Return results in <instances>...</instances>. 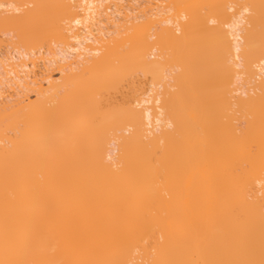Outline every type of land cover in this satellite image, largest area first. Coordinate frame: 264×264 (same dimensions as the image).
Segmentation results:
<instances>
[{"label":"bare ground","instance_id":"1","mask_svg":"<svg viewBox=\"0 0 264 264\" xmlns=\"http://www.w3.org/2000/svg\"><path fill=\"white\" fill-rule=\"evenodd\" d=\"M137 1L29 0L32 60L4 19L1 75L39 79L0 80V264H264V2Z\"/></svg>","mask_w":264,"mask_h":264},{"label":"rangeland","instance_id":"2","mask_svg":"<svg viewBox=\"0 0 264 264\" xmlns=\"http://www.w3.org/2000/svg\"><path fill=\"white\" fill-rule=\"evenodd\" d=\"M2 1H6V0H2ZM12 1H14V4H15V5L18 4V2L16 3L17 0H16V1H15V0H11V2H12ZM20 1H21V0H19V3H20ZM22 1H23V0H22ZM26 1H27V0H24V2H25L26 4H25L24 2H22V3H20L21 6H20V4L17 5V6H18V7H21V8H22V7H25L26 9H28L29 5H28V6H26V5L28 4V1H29V0H28L27 2H26ZM138 1H139V0H138ZM138 1H137V4H136L135 6H133V8H136V9H137V11L139 12V13H138V12H137V13H138L139 15H140L141 13L144 15V13H145L144 17H143V15L141 14V15H142V18H145V16H146L147 13H148L147 16H149L151 10H149L150 8L148 9V6L151 7V8H153L152 6L155 4V3H154L155 1H152V0H140V1H139L140 3H139ZM150 1H151V2H150ZM196 1H198V0H196ZM202 1H203V3H204V6H206V9H208V10H206L207 15H208V16H209V15H210V16H213V18H217L218 16L216 15V13L218 12V14H219V11H218V9H219L218 6H219V5L216 6V4H217V3L219 4L218 1H220V0H218V1H216V0H211V1H212V4H211V1H210V0H209V1H208V0H205V1L202 0ZM206 1H208V2H206ZM215 1H216V3H215ZM222 1H224V0H222ZM236 1H237V0H225L224 3L221 2V1H220V2L222 3V5H224L225 2L229 3V4L226 3L227 5H230V4L234 5V3H235ZM238 1H239L240 3H241V1H243V3L240 4L239 6L246 5V0H238ZM244 1H245V2H244ZM7 2H9V0H8ZM164 2H165V3H164L163 5L166 6V2H167V1H164ZM193 2H195V1L193 0ZM209 2H210V3H209ZM232 2H234V3H232ZM247 2H250V0H247ZM259 2H261V3L263 4L264 0H263V1H262V0H259ZM1 3H2V2H1ZM3 3H5V2H3ZM149 3H150V4H149ZM162 3H163V2H162ZM167 3H168V2H167ZM205 3H206V4H205ZM244 3H245V4H244ZM261 3L259 4V6L262 5ZM22 4H23L24 6H23ZM143 4H144V5H143ZM238 4H239V3L237 2V4L235 3L234 6H238ZM255 4H257L256 7H258V2H257L256 0H255ZM30 5H31V4H30ZM124 5L129 6L128 3H127V4H124ZM132 5H133V4H132ZM167 5H168V4H167ZM227 5H226V6H227ZM130 6H131V4H130ZM207 6H208L209 8H207ZM210 6H211V7H210ZM213 6H215V7L212 8ZM226 6H225V7H226ZM30 7H32V5H31ZM137 7H138V8H137ZM143 7H144V8H143ZM219 7H220V6H219ZM25 8H22V9H24V10H22V9L19 10V12L22 11L23 13H22V12H20V13L17 12L16 14L13 13V14H15V15H13V14H11L12 16L10 15V16L13 18V16H14V17H15L16 15L18 16V13H19V16H21L20 19H19V16H18V17L16 16L17 18L15 17V18H16L15 21H14V18H13V19L10 18L11 20L6 19V18H9V17H10L9 14H7V16L3 17L4 19L7 20V22L12 21V24H16V22L19 20V23H17L15 26L19 25L20 28L22 27L21 29H20L18 26H17V27L13 26L12 24L10 25L11 27H10L9 25H8V27H7V22H5L4 19H0V21H4V23H6V24H5V28L2 27L3 30H2V32H0V33H2V35H3V32H4V31H5V33H6V30H5V29H7V28H8L7 30L9 31V35H10L11 30H12V33H14L13 35H16V33H17L16 31H17V30H18V33H19L20 31H23V32H20V33H22V35H23V33H24V25H23V23H24V22H22V23H20V22H21L22 20L25 21V19H24L25 16H26V13H25L26 9H25ZM133 8H132V10H133ZM140 8H142V9L140 10ZM145 8H146V9H145ZM258 8H259V7H258ZM260 8H261V7H260ZM263 8H264V4H263ZM19 9H20V8H19ZM56 9H57V8H56ZM136 9H134V10H136ZM255 9H257V8H255ZM134 10H133V11H134ZM209 10H211V11H209ZM258 10H259V9H257V11H258ZM260 10H261V9H260ZM262 10H263V9H262ZM262 10H261V12H262ZM141 11H142V12H141ZM154 11H156V10H154ZM214 11H215V12H214ZM125 12H126V11H125ZM134 12H136V11H134ZM209 12H210V14H209ZM211 12H212L213 14H215V15L211 14ZM263 12H264V11H263ZM127 13H128V12H127ZM130 13H131V15H132L133 12H130ZM137 13H136V16H137ZM169 13H170V12H169ZM172 13H173V12H172ZM257 13H258V12H257ZM259 13H260V11H259ZM20 14H21V15H20ZM22 14H24L25 16L23 17ZM170 14H171V13H170ZM201 14H202V13H201ZM252 14H253V11H252ZM254 14H256V13H254ZM254 14H253V15H254ZM3 15H5V14H1L0 17L3 16ZM128 15H129V14H128ZM131 15H130V16H131ZM253 15H251V16H252L251 19L253 20V18H254V22H255V20H257L256 22L258 23V24H257V23L255 22L257 25H256V24H254V25H255V26H260V27H262V28H261V29H260V28H256L254 25H252V24L254 23V22H253V23H250L252 26H251V27L248 26V29L251 28L250 31L252 32V28H253V27L256 28V29L253 28L254 32H252L251 35H253V33H255L254 35H256V36L258 35V36L260 37V38L258 37V39H260V41H261V37L263 38L262 35L264 34V33H261V32H264V31H262V29L264 30V28H263L264 25L262 26V22H261V21L264 22V20L261 19V18H262L264 15L262 14V15H263V16H262L261 13H260L261 16H260L259 18H258L259 15H256L257 17H256V16L253 17ZM61 16H62V14H60V15L57 16V20H55L54 22L57 21L58 24L55 25V26L53 25L54 27L61 26V29H62V28H64V24H67V20H66V22H65V20H64V22H62L63 20L61 21V20L58 18V17H61ZM132 16H134V15H132ZM147 16H146V17H147ZM167 16H168V15H167ZM169 16H170V15H169ZM214 16H215V17H214ZM22 17H23V19H22ZM149 17H150V16H149ZM191 17H192V16H191ZM194 17H195V15H194L192 18H194ZM150 18H151V17H150ZM171 18H172V17H171ZM256 18H257V19H256ZM17 19H18V20H17ZM21 19H22V20H21ZM58 19H59V21H58ZM140 19H141V18H140ZM251 19H250V20H251ZM258 19L260 20V22H258V21H259ZM16 20H17V21H16ZM144 20H145L146 23H147V21H149V20H147V18L144 19ZM250 20H249V21H250ZM139 21H140V20H139ZM142 21H143V19H142ZM191 21H192V19L188 20L189 23H190ZM61 22H62V24H60ZM149 22H150V21H149ZM194 22H195V20H194ZM194 22H193V23H194ZM1 23H3V22H1ZM10 23H11V22H10ZM10 23H8V24H10ZM141 23H142V22H141ZM143 23H144V22H143ZM189 23H188V25H189ZM259 23H261V25H260ZM54 24H55V23H54ZM104 24H105V23H104ZM139 24H140V22H139ZM147 24H148V23H147ZM147 24H144V25H145V28H146V27H148V28L150 27V26L147 25ZM151 24H152V23H151ZM1 25H3V24H1ZM142 25H143V24H142ZM146 25H147V26H146ZM53 26H52V27H53ZM65 26H66V25H65ZM151 26H152V25H151ZM154 26H155V25H154ZM157 26H158V27H157ZM189 26H193V24L190 23ZM0 27H1V26H0ZM9 27L11 28V30L9 29ZM104 27H106V24L104 25ZM155 27H157L156 29L160 28L159 25H156ZM15 28H16V30H14ZM18 28H19V29H18ZM107 28H108V26H107ZM0 29H1V28H0ZM108 29H109V28H108ZM146 29H147V28H146ZM146 29L143 28L142 30H146ZM154 29H155V28H154ZM13 30H14V31H13ZM149 30H150V29H149ZM159 30H160V29H159ZM162 30H163V29H161V31H162ZM255 30H257V32H256ZM150 31H151V30H150ZM150 31H149V32H150ZM152 31H153V30H152ZM155 31H158V30H155ZM258 31H259V32H258ZM260 31H261V32H260ZM15 32H16V33H15ZM164 32H165V30H163V34H164ZM12 33H11V36H12ZM20 33H19V34H20ZM152 33H153V35H154L155 32H152ZM152 33H149V34H152ZM156 33H159V32H156ZM259 33H260V34H259ZM159 34H161V33H159ZM261 34H262V35H261ZM155 35H157V34H155ZM155 35H154V36H155ZM254 35L252 36L253 38H255ZM17 36H18V37H17ZM160 36H161V35H160ZM0 37H1V38H0L1 40H0V41H2V40L4 41L5 38L2 39L1 34H0ZM15 37L19 38V40H17V38H16V40H13L12 38H14V37H12V38L10 37V38H11L14 42H16V44L18 43L17 45L14 44L13 41H9V39H7V40L9 41V42H8L9 44H7V45L9 46V45L11 44V45H10V48H12V47H14V46L17 47V46H19V45H22V42H21V44H19L20 41H23L22 39H24L23 37H21V34H20V35L17 34ZM7 38H8V37H7ZM157 38H158V37H157ZM51 39H52V38H51ZM51 39H50V40H51ZM154 39H155V38H154ZM250 39L253 41V44H254L255 42H257V45H255V46H256L255 48L252 47V48H250V49H247L248 52H246V54L249 56V58H254V57H256L258 54L256 55V54L254 53L255 55H253V53H251V52H252V51L256 52V51L260 50L261 47H264V46H261L260 41H258L257 37H256V39H252V38H250ZM7 40H5L4 42L7 43ZM50 40H49V41H50ZM263 40H264V39H263ZM3 41H2V42H3ZM55 41H56V40L53 41V39H52L49 43L44 44L43 48H44L45 46H46V47H45L44 51H43V50H41V51H43V52H47V53H48L49 46L52 47V44H53V46H56V45H54V44H56ZM53 42H55V43H53ZM258 42H259V43H258ZM2 44H3V46H2ZM2 44H1V48H2V47H3V48H2V49L0 48L1 55H2V51H3V49L5 48L4 50H6V48H7V46H6L4 43H2ZM12 44H14V46H13ZM48 44H49V45H48ZM258 44H260V45H258ZM251 45H252V43H251ZM4 46H6V47H4ZM47 46H48V47H47ZM259 46H260V47H259ZM16 47H14V48H16ZM23 47H24V48H23ZM41 47H42V45H41ZM249 47H250V46H249ZM258 47H259V48H258ZM17 48H18V47H17ZM22 48H23L24 50H23ZM22 48L20 49V47H19V50H23V52H25V53H27V54L29 53V56H30V54H31V55H35V57H34V56H33V57L36 59V54H37V52L39 51V47H37V48L34 47V48H36V50H35L33 47H31V48L34 49V54H32V52H33L32 49H31L32 52H30V50H28V52H27V51H25V49L27 50V49H30V48H27V47L25 48V46H23V45H22ZM43 48H42V49H43ZM46 48H47V50H46ZM7 49H8V48H7ZM37 49H38V50H37ZM50 49L53 50V49H55V47L50 48ZM255 50H256V51H255ZM35 51H36V53H35ZM261 51H262V48H261ZM3 53H4V51H3ZM41 53H42V52H41ZM47 53H46V54H47ZM257 53L260 54V51H258ZM44 54H45V53H44ZM249 54H250V55H249ZM245 56H246V55H245ZM30 57H31V60L34 59V58H32V56H30ZM30 57H29L28 61H30ZM45 57H49V56H48V55H46V56L44 55V58H45ZM0 58H1V57H0ZM247 58H248V57H246V59H247ZM1 59H2V58H1ZM1 59H0V62L2 61ZM46 59H50V58H46ZM72 60H75V58L73 57L70 61L72 62ZM28 61H27V62H28ZM163 61H164V60H163ZM159 65H160V64H159ZM162 65H163V64H162ZM156 67H158V65H157ZM45 68H46V64H45ZM50 68L53 69L54 67H52V66H50L49 68L47 67V70L49 71L48 73H50V71H51ZM158 68H159V67H158ZM16 70H17V74L19 73L18 75L20 76V77H19V76H17V77L20 78L21 81H22V79H23V77H24V78H26V79H23V81L29 83V84L26 85V84L23 82V83H24L23 85H24V86L26 85V88H29V87H31V86H32L31 89L34 88L33 84L30 83V82L34 81V79H39V77H34L33 74H32V70H31V69H28V70H27V71H31V73H30V72H29V73L25 72V75H26V73H27L26 76L21 72V70H18V69H16ZM56 71H57V70L54 69V70L51 71L52 73L49 74V76L51 77L52 80H54V79L57 77L56 80H54V81H57V79L60 78V77H59V74H58V71H57V72H56ZM53 72H54V73H53ZM21 73H22L24 76H22ZM156 73H157V72H156ZM1 74H2V72H0V77H3L4 74H3V76H2ZM20 74H21V75H20ZM29 74H30V75L32 74V76H33L34 79H33L32 76H30ZM5 75H6V74H5ZM51 75H52V76H51ZM12 77H13V76L11 75V78H12ZM58 77H59V78H58ZM148 77H149V76H148ZM4 78H5V80H7L6 78H8L9 81H7V84H4V83H6L5 80H4ZM9 78H10V75L8 76V74L6 75V77L0 78V80H2V81L4 80V81H3V82H4L3 85H2V84H1V85H2V86H5V85H6V86H7V85L10 86V85H12V82L14 81V78H15V77H13V81L11 82V84H10L9 82H10L12 79L10 78V79H11V80H10ZM30 78H31V80H30ZM32 79H33V80H32ZM147 79H148V78H147ZM15 80H16V79H15ZM148 80H149V79H148ZM151 80H154V79H151ZM58 81H59V80H58ZM139 81H140V80H139ZM0 82H1V81H0ZM15 82L17 83V80L14 81V83H13L12 86H10V88H11V87H14V88H11L9 91L7 90V87H6V86H5V90L2 89L1 86H0V88H1L2 90H4L5 92H6V90H7V91H8V95H10V94L12 93V89H13V90L16 89L15 91H16L17 93L14 91V93H16L15 95H17L18 92H19V94H18L19 96L22 95V94L26 95L28 91L25 92V90H24L23 93L20 92V91H23L21 88L24 87V86L21 85L22 83L18 80V82H20L19 85H21V86H19V85H14V84H16ZM141 82L144 83L145 81H141ZM8 83H9V84H8ZM139 83H140V82H139ZM143 83H141V84H143ZM17 84H18V83H17ZM145 84H147V83H145ZM149 85H150V84H149ZM18 86H19V87H18ZM139 86H140V85H139ZM144 86H145V85H144ZM146 86H148V85H146ZM20 87H21V88H20ZM8 88H9V87H8ZM140 88H142V87H140ZM1 89H0V90H1ZM18 89H19V90H18ZM23 89H25V88H23ZM29 89H30V88H29ZM142 89H143V88H142ZM144 89H145L144 92H147L148 87H147V89H146V88H144ZM27 90H28V89H27ZM4 91H3V92H4ZM10 91H11V92H10ZM139 91H140V90H139ZM3 92L0 93V94L2 95V97H3V95H4ZM5 92H4V93H5ZM9 93H10V94H9ZM20 93H21V94H20ZM29 93L31 94L30 91H29ZM29 93H28V94H29ZM139 93H140V92H139ZM30 94H29L30 98L33 97V95L31 96ZM141 94H143L142 91H141ZM6 95H7V94H6ZM6 95H4V97H6ZM12 95H13V94H12ZM22 96H23V95H22ZM31 100H32V99H31ZM176 103H177V101H176Z\"/></svg>","mask_w":264,"mask_h":264}]
</instances>
